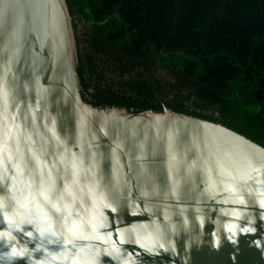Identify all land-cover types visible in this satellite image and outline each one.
Returning <instances> with one entry per match:
<instances>
[{
  "label": "water",
  "instance_id": "95a60500",
  "mask_svg": "<svg viewBox=\"0 0 264 264\" xmlns=\"http://www.w3.org/2000/svg\"><path fill=\"white\" fill-rule=\"evenodd\" d=\"M0 264H264V146L86 92L66 0H0Z\"/></svg>",
  "mask_w": 264,
  "mask_h": 264
},
{
  "label": "trees",
  "instance_id": "16d2710c",
  "mask_svg": "<svg viewBox=\"0 0 264 264\" xmlns=\"http://www.w3.org/2000/svg\"><path fill=\"white\" fill-rule=\"evenodd\" d=\"M88 93L178 107L264 146V0H66Z\"/></svg>",
  "mask_w": 264,
  "mask_h": 264
}]
</instances>
